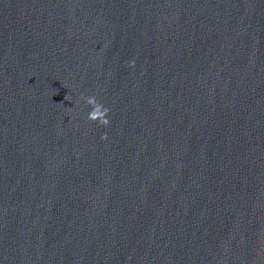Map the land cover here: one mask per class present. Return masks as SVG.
<instances>
[{
    "label": "water",
    "instance_id": "1",
    "mask_svg": "<svg viewBox=\"0 0 264 264\" xmlns=\"http://www.w3.org/2000/svg\"><path fill=\"white\" fill-rule=\"evenodd\" d=\"M0 264H264V0H0Z\"/></svg>",
    "mask_w": 264,
    "mask_h": 264
},
{
    "label": "clouds",
    "instance_id": "2",
    "mask_svg": "<svg viewBox=\"0 0 264 264\" xmlns=\"http://www.w3.org/2000/svg\"><path fill=\"white\" fill-rule=\"evenodd\" d=\"M134 61L132 62L134 66ZM66 100H70V96L65 97ZM86 103L91 106L92 110L88 114V118L91 121H98L103 126H108L110 124V120L108 119V114L110 109L105 107L102 103H100L95 96L86 97ZM102 139H107V135L105 134Z\"/></svg>",
    "mask_w": 264,
    "mask_h": 264
}]
</instances>
